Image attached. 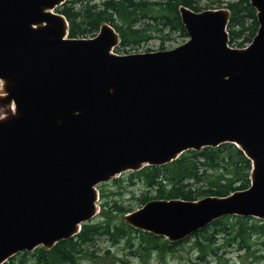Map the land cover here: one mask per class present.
I'll return each instance as SVG.
<instances>
[{
    "label": "water",
    "instance_id": "obj_1",
    "mask_svg": "<svg viewBox=\"0 0 264 264\" xmlns=\"http://www.w3.org/2000/svg\"><path fill=\"white\" fill-rule=\"evenodd\" d=\"M66 0H0V264L76 235L98 213L96 186L187 150L235 144L248 188L197 200L151 199L124 214L135 229L181 241L224 216L264 222V0L258 29L228 44L227 8L180 5L188 39L116 54L103 23L68 36Z\"/></svg>",
    "mask_w": 264,
    "mask_h": 264
},
{
    "label": "trees",
    "instance_id": "obj_2",
    "mask_svg": "<svg viewBox=\"0 0 264 264\" xmlns=\"http://www.w3.org/2000/svg\"><path fill=\"white\" fill-rule=\"evenodd\" d=\"M198 0H66L57 11L68 21V36L73 38L93 37L103 23L110 24L120 37L115 52L128 53L140 45L158 38L160 43L169 39L170 32L187 37L181 22L178 7L187 6L200 11ZM224 3L230 12L227 31L229 45L244 47L249 44L258 29L255 9L250 0H211L210 4ZM251 161L233 143L217 147H204L200 151L187 150L177 159L164 165H148L137 171L125 172V177L112 182L124 192L141 183L140 195L135 199L145 204L151 199L197 200L205 196H226L236 190L248 188ZM101 183L99 186L106 185ZM109 192L99 190L100 211L92 221L83 223L73 237L58 241L50 249L36 247L31 252H20L3 264H127L129 258H137L140 264H149L150 256L156 253L159 260L174 253L184 241L193 240L197 259L209 263L216 256V234L225 233V244L235 242L238 250L251 251L253 243L264 241V222L253 217L224 216L191 234L182 241L169 242L164 237L135 229L122 216L130 208L109 199ZM123 193L111 194L120 196ZM135 198V196H132ZM112 201V202H110ZM121 215V216H119ZM120 247L124 258L111 247ZM263 242H261L262 244ZM223 248V247H221ZM264 259V253L254 255ZM229 259L219 264H228ZM196 264H198L196 262Z\"/></svg>",
    "mask_w": 264,
    "mask_h": 264
},
{
    "label": "rangeland",
    "instance_id": "obj_3",
    "mask_svg": "<svg viewBox=\"0 0 264 264\" xmlns=\"http://www.w3.org/2000/svg\"><path fill=\"white\" fill-rule=\"evenodd\" d=\"M94 1H99V0H94ZM227 0H221V2H225ZM211 0H198L197 6L199 7V10H205V9H219V8H225L224 3H221L220 5L218 4H210ZM169 39H165L162 43H160V39L155 38L150 41H148L145 44H142L139 46L137 52H151V51H158V50H168L172 49L174 47L179 46L180 44L184 43L188 37L181 36L178 32H170L169 33ZM235 48H240V47H235ZM114 53L116 54H127L126 52H115V49L113 50ZM136 52V53H137ZM132 53V52H131ZM4 109L0 107V117L3 115ZM125 177V172L116 175L109 181L105 182L107 183L106 185L99 186L97 185L96 188L99 192V190L103 189L105 192H109V199H115L118 204L124 205L128 208H130L132 211L141 207L142 204H140L138 201L135 199L140 195L142 189L141 183L135 184V186L130 187L127 189V191L124 192L123 189L117 188V186L114 185L112 182L116 178H122ZM123 193L120 196H115L111 194H118ZM132 196H135V198H132ZM114 200V201H115ZM112 202V201H110ZM98 204V214L100 211V206H99V200L97 201ZM98 214L95 216L97 218ZM121 216V215H119ZM124 216V215H123ZM122 216V219L124 220V217ZM257 219V218H256ZM259 220V219H258ZM225 233L222 234H216V240L214 245L218 246V249H215L217 252L216 256H210L209 263L206 264H219L220 262H224V259H229L228 264H264V259H258L255 258L254 255L258 254H263L264 253V241L258 240L253 243V240L255 239L253 236L251 238L252 247L251 251L255 250V253L252 254H247V250L245 249H240L238 250V245L237 243L233 242L229 246H222L225 244ZM195 238H191L190 241H184L180 246L177 247V249L174 251V253L171 254H166L163 258V260H159V257L156 253H153L150 256L149 259V264H205L200 262L196 257V249L193 246V240ZM261 242H263L261 244ZM108 242H103L101 245L105 248V246L109 247L110 245L107 244ZM112 251H118L119 256L124 258L123 252L120 247L117 246H110ZM223 247V248H221ZM127 264H140V261L137 258H129V263Z\"/></svg>",
    "mask_w": 264,
    "mask_h": 264
}]
</instances>
